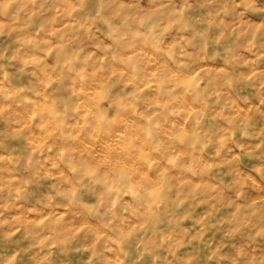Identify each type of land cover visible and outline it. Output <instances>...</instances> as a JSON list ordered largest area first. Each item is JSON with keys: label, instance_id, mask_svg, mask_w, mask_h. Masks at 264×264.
<instances>
[{"label": "clouds", "instance_id": "clouds-1", "mask_svg": "<svg viewBox=\"0 0 264 264\" xmlns=\"http://www.w3.org/2000/svg\"><path fill=\"white\" fill-rule=\"evenodd\" d=\"M0 264H264V0H0Z\"/></svg>", "mask_w": 264, "mask_h": 264}]
</instances>
